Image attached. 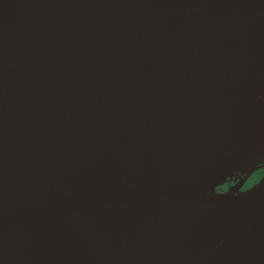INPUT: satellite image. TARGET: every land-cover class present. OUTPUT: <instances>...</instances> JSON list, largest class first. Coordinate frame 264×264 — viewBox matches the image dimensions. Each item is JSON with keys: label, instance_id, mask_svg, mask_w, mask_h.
Here are the masks:
<instances>
[{"label": "water", "instance_id": "95a60500", "mask_svg": "<svg viewBox=\"0 0 264 264\" xmlns=\"http://www.w3.org/2000/svg\"><path fill=\"white\" fill-rule=\"evenodd\" d=\"M260 141L264 0H0V264H264Z\"/></svg>", "mask_w": 264, "mask_h": 264}, {"label": "flooded vegetation", "instance_id": "af4514ba", "mask_svg": "<svg viewBox=\"0 0 264 264\" xmlns=\"http://www.w3.org/2000/svg\"><path fill=\"white\" fill-rule=\"evenodd\" d=\"M259 164L258 167L249 175V177L246 179L242 190L250 188L252 185L257 183L260 179L264 178V158H259ZM233 182H227L221 187L218 188V190L222 191L227 189L229 186H232Z\"/></svg>", "mask_w": 264, "mask_h": 264}, {"label": "bare ground", "instance_id": "6f19581e", "mask_svg": "<svg viewBox=\"0 0 264 264\" xmlns=\"http://www.w3.org/2000/svg\"><path fill=\"white\" fill-rule=\"evenodd\" d=\"M246 149L247 148H245V146L235 147V148H233L231 150H226L225 153H228V154H240ZM263 150H264V141L257 142L256 144L253 145V153L255 155H258V156H261V157L264 158V151Z\"/></svg>", "mask_w": 264, "mask_h": 264}]
</instances>
